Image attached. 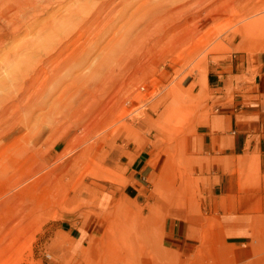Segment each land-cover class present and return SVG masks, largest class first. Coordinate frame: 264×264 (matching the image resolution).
<instances>
[{
    "label": "rangeland",
    "instance_id": "374dc122",
    "mask_svg": "<svg viewBox=\"0 0 264 264\" xmlns=\"http://www.w3.org/2000/svg\"><path fill=\"white\" fill-rule=\"evenodd\" d=\"M234 49L264 50V0H0V264H264L187 148Z\"/></svg>",
    "mask_w": 264,
    "mask_h": 264
},
{
    "label": "crops",
    "instance_id": "0c3cea01",
    "mask_svg": "<svg viewBox=\"0 0 264 264\" xmlns=\"http://www.w3.org/2000/svg\"><path fill=\"white\" fill-rule=\"evenodd\" d=\"M188 78L181 84L193 82V78L186 82ZM205 78L212 108L188 136L187 148L201 159L211 187L218 191L220 233L235 246H246L260 234L257 225L264 218V50L249 54L234 49L211 63ZM131 165L137 182H145L154 172L141 153ZM247 171H253L255 180L243 186L241 175ZM177 225L169 221L166 226L173 240L180 233Z\"/></svg>",
    "mask_w": 264,
    "mask_h": 264
},
{
    "label": "bare ground",
    "instance_id": "6f19581e",
    "mask_svg": "<svg viewBox=\"0 0 264 264\" xmlns=\"http://www.w3.org/2000/svg\"><path fill=\"white\" fill-rule=\"evenodd\" d=\"M22 8H23V7H22ZM181 9H182V7H181ZM182 10H183V9H182ZM159 11H160V9H159ZM159 11H158V12H159ZM23 12H24V11H23ZM151 12H152V10H151L150 13H149V14H150V15H149V16H150V21H149V23L152 24V23H154V22H157L156 24H158L159 21H157V20H158L160 17L157 16V17H158V19H157V18H156V14H155V12H152V13H151ZM169 12H170L169 9H168L167 11H164L165 16H168L167 14H169ZM160 13L163 14V11H160ZM189 15H190V14H189ZM159 16H160V15H159ZM161 16H162V15H161ZM189 17H190V16H189ZM182 18H183V17H182ZM159 20H161V19H159ZM163 20H165V17H164V16H163ZM172 20H173V19H172ZM177 20H178V19H177ZM161 21H162V20H161ZM183 21H184V20H183ZM176 23H177V22H176ZM180 23H181V22H180ZM187 23H188V22H187ZM164 24H165V23H164ZM152 25H153V24H152ZM154 25H155V24H154ZM162 25H163V24H162ZM174 25H175V24H174ZM157 26H158V25H157ZM166 26H167V25H166ZM168 26H169V25H168ZM172 26H173V25H172ZM179 26H180V25H179ZM179 26H178V27H179ZM181 26H182V24H181ZM178 27H177V28H178ZM175 29H176V28H175ZM160 30H161V28H160ZM178 30H179V29H178ZM163 32H164V31H163ZM163 35H164V34H163Z\"/></svg>",
    "mask_w": 264,
    "mask_h": 264
}]
</instances>
